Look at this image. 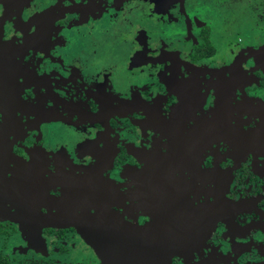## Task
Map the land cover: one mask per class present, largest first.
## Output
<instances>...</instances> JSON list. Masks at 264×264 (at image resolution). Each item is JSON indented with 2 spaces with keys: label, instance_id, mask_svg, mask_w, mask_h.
Here are the masks:
<instances>
[{
  "label": "flooded vegetation",
  "instance_id": "af4514ba",
  "mask_svg": "<svg viewBox=\"0 0 264 264\" xmlns=\"http://www.w3.org/2000/svg\"><path fill=\"white\" fill-rule=\"evenodd\" d=\"M0 264H264V0H0Z\"/></svg>",
  "mask_w": 264,
  "mask_h": 264
},
{
  "label": "rangeland",
  "instance_id": "374dc122",
  "mask_svg": "<svg viewBox=\"0 0 264 264\" xmlns=\"http://www.w3.org/2000/svg\"><path fill=\"white\" fill-rule=\"evenodd\" d=\"M122 48H124V46H123V45L121 46V49L119 48V49L117 50V53H121V52H123V53H124V52H126V51H125V49H122ZM74 51H75V49H74ZM74 51H73V50H71V52H72V53H73ZM91 73H92V72H91Z\"/></svg>",
  "mask_w": 264,
  "mask_h": 264
}]
</instances>
